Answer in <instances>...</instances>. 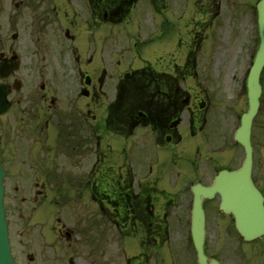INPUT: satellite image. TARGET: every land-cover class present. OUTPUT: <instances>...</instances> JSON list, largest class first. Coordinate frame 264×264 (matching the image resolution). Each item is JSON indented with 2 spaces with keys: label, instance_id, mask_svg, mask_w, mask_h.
I'll return each mask as SVG.
<instances>
[{
  "label": "flooded vegetation",
  "instance_id": "obj_1",
  "mask_svg": "<svg viewBox=\"0 0 264 264\" xmlns=\"http://www.w3.org/2000/svg\"><path fill=\"white\" fill-rule=\"evenodd\" d=\"M171 1L0 0L3 151L17 167L15 148L27 143L29 169L47 171L37 203L40 213L49 210L48 219L59 224L47 223L54 235L48 241H67L53 250L55 264H108V223L136 242L121 264H194L188 183L177 190L162 179L183 170L178 158L185 139L190 153L199 156L202 147L205 154L202 167L195 159L188 162L195 173L191 182L209 185L217 171L239 167L243 148L231 141L230 130L238 116L235 104L246 105L243 80L234 102L202 86L197 56L203 58L205 47L210 53L213 44L193 32L189 44L179 38L173 45L166 33ZM241 9L244 63L257 41L256 11L245 3ZM132 148H139L135 155ZM66 169L69 175L86 170L87 180L66 174L70 187L64 188ZM107 170L120 173L108 177ZM49 178L51 199L45 193ZM261 178L254 172L264 198ZM91 204L98 208L94 216ZM203 209L206 256L219 264H264V236L245 241L233 217L219 210L217 195ZM61 217L72 224H60ZM91 223L103 227L99 236L91 233ZM46 245L30 247L28 240L21 264L53 259Z\"/></svg>",
  "mask_w": 264,
  "mask_h": 264
},
{
  "label": "rangeland",
  "instance_id": "obj_2",
  "mask_svg": "<svg viewBox=\"0 0 264 264\" xmlns=\"http://www.w3.org/2000/svg\"><path fill=\"white\" fill-rule=\"evenodd\" d=\"M211 0H177L171 1V6L167 13L168 25L166 26V33L168 37L172 38L173 45L177 44L179 38L182 39L183 43H190L191 34L203 32L204 37H209L205 45L212 42L213 46L210 44V53L204 49L203 58L198 54V67L197 71L200 74V80L202 86L212 89L213 93L229 95V102L233 101L232 92L237 86V74L242 68L243 64V54H244V42L247 33L246 17L244 14H240L243 9V4L239 3L242 0H219V7L216 6L212 8L213 16V26L210 25L211 15L208 16L203 8L208 6ZM234 3V4H233ZM215 10V11H214ZM211 27V28H210ZM177 48V47H176ZM202 73V74H201ZM262 83L263 92L261 95V104L259 111L252 123V143H253V170L262 176V183L264 184V70L262 72ZM207 88V89H208ZM220 89L222 90L220 92ZM237 109L246 110L247 106L241 107V102L235 104ZM230 118L228 117V128L230 129ZM142 138V134L141 137ZM181 146L180 155L178 158V166H182L183 170H175L176 173H166L163 181L169 185L170 183H176L175 188L181 190L184 183H190L191 179L195 176L193 170L190 169L188 162L195 159L198 165L201 167L205 163V154L203 148L200 149V155L197 156L190 153L188 149L185 148L186 142ZM7 144L6 138L0 135V147L4 148ZM8 146V144H7ZM140 147V146H139ZM139 148H132L134 155L137 153ZM141 149V148H140ZM6 150V149H5ZM17 155L21 158L20 163L21 170L26 171L24 174L21 170H18V165L13 166L11 161V156L8 152L4 151L5 157L10 163L9 167V179L7 182V194H6V206L8 209V221L11 228V239L13 242V251L18 260H22V248L27 246L28 240L30 247L36 246L37 248L47 247L48 244L52 247L51 250H47L49 255H54V249L58 251V248L67 246L66 239L62 237H55L54 239L48 241V239L53 235V231L46 228L49 225H59L55 224L52 219H48V215L51 214L49 210L40 213V207L37 203V194L42 190L41 183H45L44 170H30L29 166L31 162L29 158L31 157L28 151L27 143L18 144ZM192 152V150H191ZM34 155V154H33ZM143 156H147V152H143ZM242 154H239L241 157ZM23 157V158H22ZM222 162V161H220ZM135 167L134 163L132 164ZM30 170V171H29ZM136 171V170H133ZM168 171V170H161ZM52 172V171H50ZM62 176L69 180V177H78L80 182L87 180L86 170H76L69 175V170H61ZM69 175V177L66 176ZM112 176V175H111ZM43 177V178H42ZM141 178V176H138ZM47 187L45 193L47 198L51 199L55 194L54 189H52V180L47 179ZM49 184V185H48ZM63 186L70 187L69 182H63ZM71 195V191H69ZM186 195V191L184 192ZM65 197V196H63ZM41 198V197H40ZM43 204V203H41ZM50 210L52 209L49 207ZM65 210L68 207L64 208ZM71 209V208H69ZM91 215L97 214V207L91 204ZM72 211V210H71ZM49 212V213H48ZM49 225H48V224ZM60 224L65 227H69L70 220L67 218H60ZM90 227L91 233L95 231L96 235L99 236V232L104 227L107 230V250H108V264L124 262V255L126 251L120 256L116 255V248L118 252L124 250L123 247L127 248L128 253L136 250V242L134 238H124L121 241L122 236L116 230L113 223H108L103 227L99 223H91ZM41 230L44 232V236H41ZM94 233V234H95ZM40 234V236H39ZM54 236V235H53ZM91 237H95L91 234ZM36 239L37 242H36ZM42 239L45 246L42 245ZM34 243V244H33ZM123 243V244H122ZM23 245V247H22ZM123 245V246H122ZM58 254V252H57ZM46 258V257H45ZM43 259L44 264H55L57 263V256H55L50 261Z\"/></svg>",
  "mask_w": 264,
  "mask_h": 264
},
{
  "label": "water",
  "instance_id": "obj_3",
  "mask_svg": "<svg viewBox=\"0 0 264 264\" xmlns=\"http://www.w3.org/2000/svg\"><path fill=\"white\" fill-rule=\"evenodd\" d=\"M259 23V48L256 53L254 66L247 81L248 110L242 115L241 127L236 133V141L245 149V160L240 169L236 171H221L215 177L211 187L200 185L192 188L194 194L191 232L198 259L206 264L202 252L204 241V214L202 201L215 193L221 197L220 209L231 213L235 218L237 231L245 239H254L264 233V207L263 198L251 181L252 147L250 143L251 123L257 113L261 87L259 74L264 66V0L257 3ZM3 170L0 166V264H13L10 255L7 224L2 204V178Z\"/></svg>",
  "mask_w": 264,
  "mask_h": 264
}]
</instances>
